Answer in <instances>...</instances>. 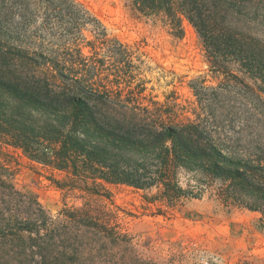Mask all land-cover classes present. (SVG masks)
Instances as JSON below:
<instances>
[{
  "label": "trees",
  "instance_id": "1",
  "mask_svg": "<svg viewBox=\"0 0 264 264\" xmlns=\"http://www.w3.org/2000/svg\"><path fill=\"white\" fill-rule=\"evenodd\" d=\"M124 5L176 37L187 21L217 85L195 78V102H159L136 82V51L76 0H0V144L49 170L59 189L108 197V184H124L166 207L161 214L205 195L264 213L262 118L235 126L210 97L222 109L245 90L252 110L264 104V17L249 16L264 12V0ZM7 171L0 162V264H188L182 252L145 255L101 208L83 203L52 214Z\"/></svg>",
  "mask_w": 264,
  "mask_h": 264
},
{
  "label": "rangeland",
  "instance_id": "2",
  "mask_svg": "<svg viewBox=\"0 0 264 264\" xmlns=\"http://www.w3.org/2000/svg\"><path fill=\"white\" fill-rule=\"evenodd\" d=\"M76 1L96 16L110 35L136 51L132 56L140 72L136 82L138 78L144 81L143 94L147 97L159 102L175 98V102L185 106L197 99L190 87L191 80L204 78L205 86L217 85L218 78L208 70L202 43L187 21L183 22L184 35L176 37L159 20L132 16L124 0ZM249 16L263 19L264 12L260 9ZM84 34L90 37L88 30ZM83 51L88 53L87 48ZM244 92L241 90L242 95L236 101L229 99L222 104V109L217 107V98L210 95L214 99L213 107L216 112L222 111L235 126L243 120L248 124L255 116L261 117L258 129L264 135V104L258 105L257 111L252 110L246 104ZM251 126L247 130H252ZM0 162L8 168L7 179L16 189L36 198L54 215L64 206L83 203L105 210L145 255L165 257L170 252H182L188 264H204L205 260L211 264L239 261L264 264L262 212L224 206L205 195L184 200L174 210L161 214L157 208L166 207L147 203L143 197L147 194L145 191L124 184H108V197L59 189L49 180V170L31 162L21 150L11 146L0 144ZM54 177L60 176L55 173Z\"/></svg>",
  "mask_w": 264,
  "mask_h": 264
}]
</instances>
